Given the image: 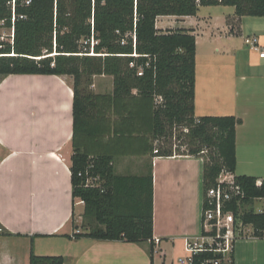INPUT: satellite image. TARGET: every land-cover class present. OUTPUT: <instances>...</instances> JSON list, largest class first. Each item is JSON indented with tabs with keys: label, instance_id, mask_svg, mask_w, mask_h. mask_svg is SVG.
<instances>
[{
	"label": "crops",
	"instance_id": "obj_1",
	"mask_svg": "<svg viewBox=\"0 0 264 264\" xmlns=\"http://www.w3.org/2000/svg\"><path fill=\"white\" fill-rule=\"evenodd\" d=\"M231 8L233 11L227 17H213L205 22L207 30L212 31L211 43L218 50L224 51L233 35L242 37L246 28L247 17H236L235 8ZM199 12L188 17H158L156 27L162 32L191 30L195 35V117L240 119L242 123L236 129L234 175L264 180L256 163L261 158L252 151L256 144L264 146V96L258 94V89L264 92V59L248 47L251 54H242L236 60L238 71L224 78L223 73L228 71L225 63L231 58L216 56L209 48L212 54L203 59L199 75L197 31L203 30ZM166 19L188 23L186 27L164 28ZM261 34L254 35L264 47L262 29ZM225 79H230L226 89ZM85 88L96 95L111 94L114 81L109 76H95L89 85L81 86L82 90ZM73 102L72 77H0V264H30L32 253L62 256L64 264H191L187 261L186 242L198 238L203 231L204 160L188 153L169 157L154 153L151 140L136 137L137 127L147 124L137 117L134 101L127 109L135 112L131 120L120 125V132L114 134L103 122H95L94 131L91 132L90 126L87 134L83 130L88 127L80 128L77 139L91 154L113 157L116 175L143 176L152 171L153 257L150 243L138 245L75 236L88 232L90 227L84 219V202L74 199L72 194ZM242 163L245 168L241 166L243 171H239ZM234 264H264V239L253 237L252 232L238 239Z\"/></svg>",
	"mask_w": 264,
	"mask_h": 264
},
{
	"label": "trees",
	"instance_id": "obj_2",
	"mask_svg": "<svg viewBox=\"0 0 264 264\" xmlns=\"http://www.w3.org/2000/svg\"><path fill=\"white\" fill-rule=\"evenodd\" d=\"M26 1L15 0L13 43L0 42V77L69 76L74 80L72 194L84 202V219L90 227L75 236L150 243L153 257L152 171L143 176L116 175L113 157L91 154L78 143V130L88 127L83 130L87 134L94 131L95 122H103L117 134L120 125L132 118L134 110L127 109L131 101L137 117L147 124L137 127L136 137L151 140L150 148L157 155L173 156V151L160 150L154 143L173 137L174 129H186L182 145L189 148L188 155L204 160L205 200L223 170L235 173L236 129L242 122L235 116L195 117L196 37L191 30L162 32L156 21L162 16H196L200 7L211 6L233 7L238 18H264V0H31L30 5ZM10 2L0 0V23L5 21L7 28L12 26ZM102 75L113 78V93L96 95L81 89ZM88 168L101 179L96 187L86 186ZM236 181L245 192L241 205L230 207L236 221L251 226L253 237L264 239V211L254 210V202L264 198V180L242 175ZM218 257L222 258L201 253L191 264H206ZM229 261L234 264V248ZM30 264H64V258L32 253Z\"/></svg>",
	"mask_w": 264,
	"mask_h": 264
},
{
	"label": "built area",
	"instance_id": "obj_3",
	"mask_svg": "<svg viewBox=\"0 0 264 264\" xmlns=\"http://www.w3.org/2000/svg\"><path fill=\"white\" fill-rule=\"evenodd\" d=\"M31 0L25 2L30 5ZM12 8V26L10 27L11 33L9 37L13 43L14 39V24L17 19L15 12V0L10 2ZM21 19L24 16H20ZM0 30L3 31L0 36V42L5 41V28L6 22L0 23ZM245 44L254 52L259 54L261 59H264V47L260 43L257 36H249L245 39ZM3 47V46H1ZM136 56V55H135ZM134 64H131L133 67ZM139 76L143 75L142 70L138 73ZM159 101H162L159 98ZM158 151L155 150L154 153ZM88 168L84 174L86 178V186L96 187L101 179L97 175H93ZM82 176V173L79 174ZM245 198V192L242 187L237 184L236 176L234 173L223 170L218 179L216 186L208 190L204 200V208L202 214V234L192 240L186 242V251L189 254L188 262L192 263L195 256L201 253H213L216 256H222L206 261V264H221L229 259V255L233 250L235 243L238 239L242 238L245 227L242 223H237L235 213L230 208L233 203H239ZM2 229L0 228V233Z\"/></svg>",
	"mask_w": 264,
	"mask_h": 264
},
{
	"label": "rangeland",
	"instance_id": "obj_4",
	"mask_svg": "<svg viewBox=\"0 0 264 264\" xmlns=\"http://www.w3.org/2000/svg\"><path fill=\"white\" fill-rule=\"evenodd\" d=\"M233 11V9L231 7H229V9H225L221 6H211V7H203L201 8L198 17L202 18L200 21L201 23V27L203 28V30L200 28L197 33L199 34V48H198V54H199V75L201 74L202 71V64H203V59L207 56H209L210 54H214V55H224V56H228L229 58H231V60L227 61L225 64V69L228 71H225L224 74V78L229 75H233L235 72L238 71V63L236 64V60L238 58H240L242 56V54H247L250 55L251 52L248 50V46L246 47V45H244V40L246 36H255L254 34L259 33L261 34V29L264 31V18L261 17H247L245 19V24H246V28L244 29V34L243 36H237V35H233V39L229 42V45H227L226 49H224V51L227 52V54H224L223 49H219L218 50V46H216L215 44L211 43V29L206 28L205 22H209V20L211 18L214 17L215 18H220L223 19L225 17H227V13ZM187 23H181L180 21H177L176 19H166L162 25V27H166V28H170V29H176L178 27H186ZM224 24V22H223ZM204 25V26H203ZM5 32V41L4 43H9L11 42V38L9 37V34L11 33L10 28H5L4 30ZM3 31L0 30V36L2 35ZM262 35V34H261ZM95 44L94 41H92L91 46H93ZM210 48V51H212V53L210 51H208V49ZM93 50H91V55L94 54L92 53ZM225 86L224 89L227 88L228 86V79H225ZM262 81V80H260ZM264 81V80H263ZM230 87V84H229ZM228 87V88H229ZM231 89V87H230ZM84 92H88V89H83ZM231 91V90H230ZM258 94L260 97L264 96V92L262 91V89H258ZM264 101V100H263ZM263 108V106H262ZM243 130V129H242ZM186 129L184 128H177L173 130V137H169L168 139H163L160 142L156 143L157 148L160 150H163L164 148L169 149L171 151H173V153H187L188 151V147L186 145H182L183 144V138L186 135ZM243 133H245V131L243 130ZM263 144H259V145H255V147L252 149V151L254 153H256L258 156H260V160L256 161V163L258 164L257 167L259 166L258 170L262 173L260 175H264V146ZM209 155V151L205 150L204 156H208ZM246 161V160H245ZM245 168V164L242 163L240 165V169L239 171H243L241 169ZM254 210L256 212H260V211H264V198L261 200H257L254 202ZM252 232V228L251 227H247L244 229V232L242 237L248 236L250 235ZM226 264H230V261L227 260Z\"/></svg>",
	"mask_w": 264,
	"mask_h": 264
}]
</instances>
